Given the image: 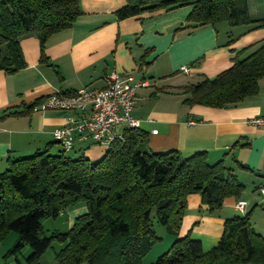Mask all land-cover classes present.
Segmentation results:
<instances>
[{
  "label": "trees",
  "instance_id": "obj_1",
  "mask_svg": "<svg viewBox=\"0 0 264 264\" xmlns=\"http://www.w3.org/2000/svg\"><path fill=\"white\" fill-rule=\"evenodd\" d=\"M124 1L115 12L119 21L146 11L189 7V28L222 22L248 31L264 28V18L250 16L248 0ZM80 15L79 0H0V72L15 73L26 66L20 40L30 34L39 42L40 60L46 62L48 38L71 27ZM261 79L264 43L213 79L185 86L183 103L231 106L255 95ZM43 99L23 105V111H1L0 121L29 113ZM122 135L97 162L69 157L63 149L51 153L50 145L8 161L0 173V239L17 234L9 255L16 257L28 247L24 264H42L41 257L56 240L62 244L55 252L57 264H140L161 240L154 231L156 222L174 240L153 264H264V237L250 224L252 210L226 218L222 235L207 250L190 231L180 236L188 196L199 194L210 213L228 198H240L245 186L232 169L222 161L210 164L205 152L183 157L174 150L151 151L147 134L138 128H125ZM79 202L86 211L70 229L46 236L41 221L56 219Z\"/></svg>",
  "mask_w": 264,
  "mask_h": 264
},
{
  "label": "crops",
  "instance_id": "obj_2",
  "mask_svg": "<svg viewBox=\"0 0 264 264\" xmlns=\"http://www.w3.org/2000/svg\"><path fill=\"white\" fill-rule=\"evenodd\" d=\"M124 4V0H79L81 15L73 25L48 38L46 62L40 60L37 38L33 34L24 36L20 48L26 66L15 73L0 72V112L7 108L23 111V105L55 93L74 94L83 88L101 90L106 75L130 74L149 82V87L137 90L132 117L137 128L147 134L151 151L174 150L183 157L205 152L210 164L222 161L234 173L264 179V127L249 124L250 119L264 116V79L259 81L255 95L231 106L179 105L185 86L213 79L231 67L234 60L245 58L264 43V28L248 31L242 26L237 27L239 32L227 29L222 34L218 24L189 28V7L146 11L119 21L115 12ZM182 67L188 72H182ZM88 116L89 112L33 109L25 115L6 117L0 121V173L8 161L30 156L49 145L51 153L61 150L53 131L70 120ZM92 143L89 138L76 136L73 148L66 154L91 160L101 154L92 150ZM258 185L255 189L264 188V184ZM187 199L185 216L192 205L199 212L195 222L209 221L212 228L215 222L210 217L217 215L224 222L244 215L235 209L237 201L247 203L246 213L250 205L241 194L239 199L228 198L214 215L201 204L199 195L192 194ZM259 202L256 197L251 200L252 214L260 216L262 223L259 226L255 221L252 228L264 237V207L262 200ZM188 231L202 242L196 226L182 228L180 236ZM222 232L223 227L217 237L208 235L213 237L209 248Z\"/></svg>",
  "mask_w": 264,
  "mask_h": 264
},
{
  "label": "built area",
  "instance_id": "obj_3",
  "mask_svg": "<svg viewBox=\"0 0 264 264\" xmlns=\"http://www.w3.org/2000/svg\"><path fill=\"white\" fill-rule=\"evenodd\" d=\"M180 70L188 72L186 67ZM146 87H149L148 80L112 72L105 76L101 90L83 88L74 94H51L34 107V110L89 112L88 118L70 120L65 126L53 131L54 140L66 152L73 148L76 136L89 138L96 144L109 145L116 140H122L125 128H137L132 111L137 102V90ZM249 124L264 127V116L250 119ZM120 127L124 129L119 130ZM260 193L264 196L263 188H260ZM246 207L245 201H237L235 204V209L242 214L246 212Z\"/></svg>",
  "mask_w": 264,
  "mask_h": 264
},
{
  "label": "rangeland",
  "instance_id": "obj_4",
  "mask_svg": "<svg viewBox=\"0 0 264 264\" xmlns=\"http://www.w3.org/2000/svg\"><path fill=\"white\" fill-rule=\"evenodd\" d=\"M248 7H249L250 16L252 18H264V0H249ZM217 26H218V30L221 32V34L225 33V30H227V29L229 31L231 30L232 32H233V29L235 30V32L240 31V28L230 27L226 22L219 23ZM241 28H242V26H241ZM254 50H252L251 52H253ZM251 52H249V53H251ZM181 96H182V98L179 100V105L183 104V105L189 107L190 105L183 103L184 99L187 97V95L182 92ZM178 99H179V97H177L175 100H178ZM0 114H1V112H0ZM91 146H92V150H99V152L101 153L97 157H93V158L91 157L90 158L91 162L99 161V159H101V157L104 153V150L108 148V145H101V144H96V143H92ZM67 155L69 157L74 158L73 153H68ZM235 173L238 176V180L241 183L245 184V188L242 191V195H243V198L247 199L248 203H250L249 211L253 210V208H252L253 205L251 204V200L254 197H256L258 199V201H260V202L262 200L263 207H264V197L260 193V188H262V187L255 189L259 186L258 185L259 183L264 184L263 183L264 179L260 178V177H256L255 175H253L252 177L247 176V175H243V174H240L238 171H235ZM197 195H199V194H197ZM250 196L253 198L250 199L249 198ZM192 207H194V206L191 205V207H189V210H188V213L186 216H185V212H184V216H183L181 227H180V232H181L182 228H185L186 226L198 227V230L200 231V237L202 239L203 247L205 250H207V249H209L208 246L212 242V238H213V237H209L208 235L212 236L213 234H215V236L217 237L219 232L221 231V227H223L222 225L224 222H222L221 218L216 217L217 215H215V213H218L220 210H215L212 212L215 215V217H210V219L215 222V225L212 228L211 226L210 227L208 226L209 221H206L205 223H202V224H200V223L197 224L195 222L197 217H199L196 214H198L199 212L196 210V208H192ZM186 208H188V203L186 205ZM85 211H86V207H85L84 202H79L76 205L70 206L69 208H67L63 212V214L60 215L56 219H53V218L43 219L41 221V224H42L45 235L50 236L51 234H53L55 232H60V233L67 232L70 229L71 224L73 223V220L77 216L85 213ZM260 218L261 217L258 215L251 214L250 215L251 226H252V224H255V221H258L257 222L258 225L261 226L260 223H262V222H261ZM213 221H211V222H213ZM218 221H220L219 224H218ZM216 224H217V226H216ZM153 225H154L153 227H154L155 233L157 234L158 237H160L161 240L154 245V247L150 250V252L142 259L140 264H153V263H155L156 259L160 255L166 253L170 249V247L173 243L174 237H172L163 226L156 224V222H154ZM182 225H183V227H182ZM205 235H207V236H205ZM16 241H17V234L14 232H10L5 237L0 239V264H17V261L22 263V264L25 263V258L30 254V249L28 247H25L22 250V252L20 254H18L16 257L9 255V251L12 249V247ZM61 247H62L61 243L57 242L56 240H53L51 243V247L48 248V250L41 257L40 262L42 264H57L54 256H55V252L58 251ZM83 264H86V263H83Z\"/></svg>",
  "mask_w": 264,
  "mask_h": 264
}]
</instances>
